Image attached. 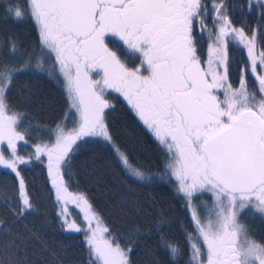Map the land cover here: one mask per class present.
Segmentation results:
<instances>
[{
	"label": "snow or ice",
	"instance_id": "6c2138e0",
	"mask_svg": "<svg viewBox=\"0 0 264 264\" xmlns=\"http://www.w3.org/2000/svg\"><path fill=\"white\" fill-rule=\"evenodd\" d=\"M246 3L249 10L258 5L264 15V0ZM0 6L6 18L30 19L39 41L24 47L8 37L0 44V146L7 145L0 149V167L16 180L11 197L6 189L0 192V202L15 217L11 224L0 218V233L8 237L3 253L12 257L0 259V264H25L19 253L38 238L27 227V235L13 228L36 210L20 166L33 160L44 163L45 157L56 204L71 200L84 211L88 227L83 230L68 219L65 208L57 217L63 231H83L88 264H131V243L122 247L118 239L106 237L109 229L83 194L69 192L65 179V174L74 178L73 160L82 148L106 142L132 177L151 180L145 170L132 166L109 131L110 92L123 97L162 149L163 176L175 182L193 225L191 232L181 225L189 247L187 264H264V241L253 238L241 222L245 213L264 220V46L257 53V33L234 27L223 0H211V8L204 0H24L23 5L0 0ZM204 31L211 41L207 67L198 54V32ZM259 35L264 41V27ZM106 37L138 53L139 65L129 67ZM229 39L247 50L238 87L228 82ZM249 72L254 77L251 88ZM24 73L62 81L69 105L51 130L54 143L36 144L27 157L18 151V142L28 143L27 130H20L27 114L8 103ZM16 91L23 96L21 89ZM156 223L162 233L163 213ZM160 246L170 264H178L180 246L162 234Z\"/></svg>",
	"mask_w": 264,
	"mask_h": 264
},
{
	"label": "trees",
	"instance_id": "16d2710c",
	"mask_svg": "<svg viewBox=\"0 0 264 264\" xmlns=\"http://www.w3.org/2000/svg\"><path fill=\"white\" fill-rule=\"evenodd\" d=\"M8 0H4L7 4ZM24 4V0H13ZM233 26L243 27L246 33H257V50H261L264 41L259 35L264 27V15L258 5L249 10L246 0H223ZM211 8V0H204ZM211 28V17L207 21ZM198 54L202 61L208 57V32L199 33ZM8 37H16L24 47L38 46V33L30 19L17 22L4 15V7L0 6V44ZM118 55L125 59L121 46ZM116 48V47H115ZM248 61L246 50L235 40L228 42V82L234 87L239 85L240 71ZM51 66L50 64L48 65ZM95 77V74H94ZM250 88L254 77L247 74ZM27 85V87H23ZM21 89L23 96L16 91ZM31 93L30 99H25ZM108 98L113 105L106 109V122L109 131L122 151L129 157L133 167L139 166L151 176L150 181H139L132 177L122 166L112 147L106 142L89 143L79 151L73 160L72 173L74 178L68 180L65 174L68 190L73 194H83L92 209L98 214L102 226L109 229L110 238L118 239L122 247L131 243V264H170L168 253L160 246V235L177 243L182 249L178 264H187L189 247L185 239L186 233L181 225L191 232L193 225L186 212L183 200L177 195L175 182H169L163 176L164 154L158 142L147 128L139 121L124 99L115 92H110ZM8 103L11 109L27 114L20 130H27L25 139L18 142V151L27 157L34 152L38 143H54L52 129L61 122L68 109V102L62 81L57 82L46 75L32 76L21 74L16 88L9 94ZM72 119L66 121L67 128L72 126ZM6 149V146L2 147ZM44 163L33 160L28 166H20L22 175L28 186L29 194L36 205V210L28 214L23 223L16 222L14 233H27L31 229L38 238L30 239L19 255L25 264H88L89 253L84 242V233L65 232L60 227L57 212L60 211L55 201L54 190L51 188ZM16 180L10 170L0 167V192L7 190L9 197L14 194ZM204 200L210 204V199ZM199 203V201H198ZM67 217L75 221L81 229L84 228V211L81 206L68 201ZM164 214L162 233L157 232L158 214ZM0 218H6L11 224L15 217L0 202ZM241 222L248 227L253 238L264 241V220L257 214L254 218L245 213ZM139 227L140 232H135ZM133 239L129 241L128 235ZM8 237L0 233V259L9 260L12 257L3 253V242Z\"/></svg>",
	"mask_w": 264,
	"mask_h": 264
},
{
	"label": "flooded vegetation",
	"instance_id": "af4514ba",
	"mask_svg": "<svg viewBox=\"0 0 264 264\" xmlns=\"http://www.w3.org/2000/svg\"><path fill=\"white\" fill-rule=\"evenodd\" d=\"M106 40L109 41V47L113 48V50L115 49H120L118 48V46H120V44H122V48L123 51L125 53V57L128 60L127 64L129 67H136L139 65V54L138 53H131L129 50L126 49V46L123 45V43L121 41H119L117 38L115 37H106ZM114 42V43H113ZM116 47V48H115ZM117 51V50H116ZM119 53V52H118ZM208 58V57H207ZM206 58V59H207ZM207 61V60H206ZM94 75V74H93ZM118 94V93H117ZM119 95V94H118ZM122 97V96H121ZM123 98V97H122ZM125 101V100H124ZM126 102V101H125ZM127 103V102H126ZM148 130V129H147Z\"/></svg>",
	"mask_w": 264,
	"mask_h": 264
},
{
	"label": "rangeland",
	"instance_id": "374dc122",
	"mask_svg": "<svg viewBox=\"0 0 264 264\" xmlns=\"http://www.w3.org/2000/svg\"><path fill=\"white\" fill-rule=\"evenodd\" d=\"M241 46L244 48V46L241 44ZM245 49V48H244ZM246 50V49H245ZM257 50V49H256ZM246 53H247V50H246ZM257 53H258V50H257ZM208 56H209V53H208ZM207 60H208V58H207ZM205 67H207V64H206V62H205V65H204ZM220 71H223V69H220ZM221 98H223V94L221 93ZM150 132V131H149ZM4 146H6L7 147V145L5 144V145H3V146H0V149H2V147H4ZM210 199V198H209ZM210 201H211V199H210ZM60 207V209H61V207H63V208H65L66 209V211L68 210V205L66 204V205H60L59 206ZM83 224H84V228L86 229L87 227H88V223H87V221L86 220H84L83 221ZM95 225H96V221L95 220H93V222H92V227H95ZM105 236L106 237H109L108 236V234L107 233H105Z\"/></svg>",
	"mask_w": 264,
	"mask_h": 264
}]
</instances>
